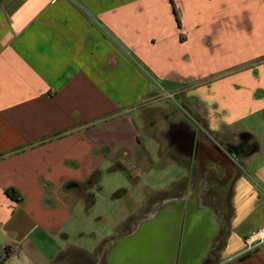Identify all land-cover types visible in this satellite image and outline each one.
<instances>
[{
  "label": "crops",
  "instance_id": "0c3cea01",
  "mask_svg": "<svg viewBox=\"0 0 264 264\" xmlns=\"http://www.w3.org/2000/svg\"><path fill=\"white\" fill-rule=\"evenodd\" d=\"M263 224L264 0H0V264H264Z\"/></svg>",
  "mask_w": 264,
  "mask_h": 264
},
{
  "label": "water",
  "instance_id": "95a60500",
  "mask_svg": "<svg viewBox=\"0 0 264 264\" xmlns=\"http://www.w3.org/2000/svg\"><path fill=\"white\" fill-rule=\"evenodd\" d=\"M200 191H201V187L198 186L193 192L191 197L195 198V200L199 199L200 196ZM206 207L208 209H210V207L208 206H203V208L206 209ZM208 209H206L207 211L205 213H201L203 215L197 216L196 221L198 223V228H201L204 230L201 231L204 239L202 240V252H204V254L206 253L207 250V242H208V238H210V229H209V221H211L212 218V214L210 213V211H208ZM187 210H189V208H185L186 213L184 212V215H182L183 212V208L179 211V213L177 214V216L174 218L175 219V223L171 229L172 231V237L170 239L169 237V250L172 251V256L170 258V260L172 261V259H174L175 257V250H178V255H177V261H183L184 259H186V255H182L183 252L185 250H183L184 247L188 248L190 246V242L192 240H190L189 236H187V234L191 233V229H192V216H189L187 214ZM203 210V209H202ZM205 211V210H204ZM189 213V211H188ZM191 215V213H190ZM208 221V223H207ZM180 225H181V229H180ZM191 225V226H190ZM211 228V227H210ZM181 230V233H179ZM206 235V237H205ZM205 242V244H204ZM185 248V249H186ZM180 253V255H179Z\"/></svg>",
  "mask_w": 264,
  "mask_h": 264
},
{
  "label": "rangeland",
  "instance_id": "374dc122",
  "mask_svg": "<svg viewBox=\"0 0 264 264\" xmlns=\"http://www.w3.org/2000/svg\"><path fill=\"white\" fill-rule=\"evenodd\" d=\"M204 171V174H202L201 176H205L204 178L208 181L209 183V187L205 193V200H207V202L209 203V206H211L212 208L214 207L215 209H219V205H221L224 201L227 200V194L226 193L225 195L223 194V187H220L219 188V184L220 185H228L229 182H230V178L229 177H226L224 178L223 174L226 172V173H229L227 171L229 170H215V174L217 175V177H220L222 178L221 181H219L218 179V185H212L210 182L214 176V174H212V171H206V170H195L194 172V178L192 180V184H194V182L196 181L197 179V176L198 174H201L203 173ZM233 171V170H232ZM121 174V173H119ZM223 176V177H222ZM212 177V178H211ZM101 179V178H100ZM211 179V180H210ZM226 179V180H225ZM102 180H103V184L100 183V190H93V193L96 194V196L100 199V198H106L109 194V189L111 188V186L113 185H116L117 183H125V181L123 180V178L121 177V175H119V177H111V176H108V173H104L102 175ZM103 185V186H102ZM208 186V185H207ZM225 188V187H224ZM97 191V192H96ZM100 191V192H99ZM99 192V193H98ZM98 193V194H97ZM100 207V203L97 204V206L95 207L94 210H97L98 208ZM225 208V207H224ZM77 255L76 254H73V255H70L68 257V261H67V264H76V261H77Z\"/></svg>",
  "mask_w": 264,
  "mask_h": 264
},
{
  "label": "trees",
  "instance_id": "16d2710c",
  "mask_svg": "<svg viewBox=\"0 0 264 264\" xmlns=\"http://www.w3.org/2000/svg\"><path fill=\"white\" fill-rule=\"evenodd\" d=\"M244 135V134H243ZM243 135H241L243 137ZM247 135V134H245ZM244 135V136H245ZM246 138V136L244 137ZM246 139H239L236 143H229L225 146V151L234 159L240 160L241 157H244L253 151H255L256 146L255 144L244 142ZM100 173L94 174L91 179L88 181L89 187H97V189L100 187L99 181H100Z\"/></svg>",
  "mask_w": 264,
  "mask_h": 264
},
{
  "label": "built area",
  "instance_id": "2783aa9c",
  "mask_svg": "<svg viewBox=\"0 0 264 264\" xmlns=\"http://www.w3.org/2000/svg\"><path fill=\"white\" fill-rule=\"evenodd\" d=\"M164 95L167 98L172 99L173 94L169 92H164ZM264 242V224L261 225L256 230L251 231L245 238H244V244H245V251H251L255 249L257 246L261 245Z\"/></svg>",
  "mask_w": 264,
  "mask_h": 264
}]
</instances>
